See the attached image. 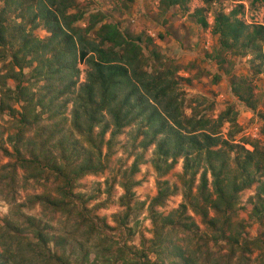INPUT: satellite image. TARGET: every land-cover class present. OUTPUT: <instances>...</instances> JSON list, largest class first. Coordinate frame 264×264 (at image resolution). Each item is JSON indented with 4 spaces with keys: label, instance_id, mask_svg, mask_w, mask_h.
<instances>
[{
    "label": "trees",
    "instance_id": "obj_1",
    "mask_svg": "<svg viewBox=\"0 0 264 264\" xmlns=\"http://www.w3.org/2000/svg\"><path fill=\"white\" fill-rule=\"evenodd\" d=\"M121 1L126 6L134 0ZM189 1L158 0V5L162 12L174 7L188 10ZM201 1L202 6L196 7L193 15L202 27L211 26L218 36L216 54L209 56L219 58L223 50L235 54L249 50L257 53L255 57H262L257 51L262 50L264 43V23L248 24L242 20L241 4L224 12L210 10L219 0ZM0 2V47L5 56H10V70L5 77L18 79L14 99L23 101L18 120L23 127L8 136L11 148L0 146V155L10 157L13 163L1 166L9 167L13 174L18 168L25 169L28 178L38 183L48 182L51 175L58 177L62 184L56 187L54 197L50 198L47 193L35 194L31 203L46 205L67 218L74 217L76 227L72 232L49 235L45 224L27 215L31 231L27 233L21 223L6 219L0 225V264H264V238L250 236L245 229L247 224L234 219L238 192L256 182L258 191L251 202L250 217L259 224L264 221V180L255 176L256 172H264V148L254 143L249 150L231 142V136L229 141L221 138L220 126L226 121L234 124V118L228 116L229 108L216 120L196 114L199 112L187 116L176 76L178 68L170 61L167 63L169 59L155 48L148 55L157 63L150 66L144 50L145 40L152 42V39L142 33L132 34L113 20H105L106 15L99 10L90 12L87 24L80 26L84 11L77 0ZM11 9L19 11V17L23 15L21 21L16 16L9 19L5 16ZM204 11L212 14L211 23ZM27 19L32 24L30 28L25 26ZM35 20L48 32L46 37L39 38L33 33ZM223 60L219 58L218 63ZM80 61L86 65V72L85 80L77 86V62ZM28 67H32L37 81L45 79L46 93L37 99L28 94L19 77H23ZM0 83L4 85V81ZM232 90L240 100L248 102L234 81ZM68 94L70 98L60 103V95ZM45 97L56 102L51 118L63 116L64 106L72 101L70 124L83 137V143L71 134L59 139L53 128L49 137H56V141L51 148L55 145L59 148L58 155H53L51 148H46L42 133L31 138L23 134L24 127L30 130L38 123L44 108L49 111L52 101L46 104ZM36 106L42 111L36 112ZM0 108L14 110L4 102ZM128 126H135L137 135L141 136L134 149L153 145L156 159L183 157V200L177 208L160 212L157 207L176 189L170 188L167 181L159 180L148 206L153 236L141 239L139 246L120 244L116 235L108 231L110 226L103 218L89 215L85 206L87 199H80L73 191L78 178L105 168L102 145L109 151L114 138ZM107 132L109 137L105 138ZM221 145L238 149L232 176H229L227 161L222 160ZM136 162L131 168L133 173ZM121 185L125 190L123 196L128 194L131 198V184L122 182ZM74 199L80 200L81 208L69 207ZM128 217L126 211L118 220L117 228H127ZM195 217L205 230L201 231ZM127 233H131L129 228ZM49 242H53L54 250L49 248ZM150 255L155 256L154 261Z\"/></svg>",
    "mask_w": 264,
    "mask_h": 264
},
{
    "label": "rangeland",
    "instance_id": "obj_2",
    "mask_svg": "<svg viewBox=\"0 0 264 264\" xmlns=\"http://www.w3.org/2000/svg\"><path fill=\"white\" fill-rule=\"evenodd\" d=\"M77 2L81 10L84 11L82 21L78 23L80 26L87 24L90 12L99 10L106 15L105 20H113L122 29L128 30L132 34L142 33L144 37L152 39V42L145 40L147 48L144 53L147 62L150 66L157 63L153 57L148 55L149 51L155 48L169 59L167 63L170 61L178 68L176 76L180 90H182L184 113L187 116L199 112L196 114L216 120L221 118V112L229 108L228 116L234 118V124L226 121L220 126L221 138L229 141L231 136L233 138L230 140L231 142L244 145L249 150L253 149L251 144L254 143H258L262 149L264 148V43L262 50L257 51L262 53L261 58L255 57L257 53L249 50L242 54L223 50L219 58H224V60L219 64V58L208 55L215 56L218 36L212 32L211 26L202 27L193 15L194 9L202 6L201 0H190L187 4L188 10L174 7L164 12L159 9L158 0H134L126 6L121 0H77ZM236 4L242 5L239 17L246 23H264V0H219L217 5H213L210 10L221 9L228 12ZM18 13L19 11L11 9L5 16L8 19L16 16L19 22L23 15L19 17ZM204 14L211 23L212 14L209 11H204ZM27 15L32 17L30 13ZM164 19H166L165 22ZM35 24L33 28L35 36L46 37L48 32L41 23L35 20ZM25 26L26 28L32 26L28 19ZM9 61L10 56H5L2 47H0V82L4 81V85L0 83V103L4 102L14 108V110L0 108V146L7 148H11L8 136L23 127L18 121L23 101L17 102L14 99L18 79L11 76L5 77L10 70ZM34 65L35 63L32 66ZM77 67L79 68L78 86L85 80L86 65L80 61L77 62ZM31 68H25L23 77L21 75L19 77L22 80V86H26L28 89V94H33L37 99L46 93V89H43L45 79L38 78L39 81H37ZM14 69L19 70L18 67ZM233 81L239 84L241 92L248 98V102L240 100L234 94ZM58 83L56 81V87L59 86ZM48 95L49 93H47ZM65 98H70V95H60V103ZM49 101L52 100L44 98L46 104ZM55 104L56 102L53 100L52 105H49V111L45 108L42 111L40 106H36V112L42 111L41 117L30 130H27L29 127H24L23 134L31 138L33 135L42 133L40 136L46 139V148L49 149L52 142L56 141V137H49L53 128L59 139L62 135L66 137L71 134L82 142L83 137L73 131L70 124L72 101L69 100L64 106L63 116L56 115L51 118L50 114L56 110V108L53 109ZM98 130L99 128H96V131ZM108 137L109 132L105 134V138ZM140 139L141 136L137 135L135 126L125 127L114 138L109 151L105 144L102 145L101 158L105 161V168L78 178L73 186V191L79 195L80 199L81 197L87 199L85 206L89 215H94L96 219L103 218L105 223L110 226L108 231L116 235V240L120 244L127 242L130 246H139L141 239L147 240L153 236L148 206L157 192L159 180L167 181L170 188L176 189V192L169 195L161 207H157L160 212L167 213L177 208L183 200L181 177L183 157L177 159L168 157L165 158V161L161 158L156 159L153 154V145L147 149L139 147L134 149ZM221 148L224 152L222 160L227 161L229 170H231L229 176H232L233 167H235L234 157L238 149L230 150L227 145H221ZM51 150L53 155H58L59 148L56 145ZM137 157L138 160H136ZM155 161H157V165H155ZM10 162H12L10 157L0 155V225L6 219H14L18 224L21 223L23 228H27L23 230L24 232L29 233L31 231H29L30 227L26 217L29 215L34 216L42 225L45 224L49 235L65 231L72 232V228H76L74 227V217L67 218L61 212H53L52 208H48L46 205L31 203L35 194L47 193L50 198L54 197L57 194L56 187L62 184L60 179L51 175L48 182L44 183L43 180L40 183L35 182L28 178L25 169L18 168L13 174L9 167L1 166ZM134 162L137 163L135 173L131 171ZM261 164L263 163L261 162ZM168 165L171 166L168 167ZM255 176L258 180H264V172H256ZM122 182L131 184V198L128 194L126 197L123 196L125 190L121 185ZM134 182L136 183L134 184ZM257 191L258 183L253 182L238 192L235 205L237 215L234 216V219H241L242 223L247 224L245 229L250 236L264 238V221L259 224L250 217L251 202ZM123 202L128 204L124 205ZM79 203L80 200L74 199L73 205H69V207L81 208ZM126 211L129 213L126 226L131 230V233H127L125 226L117 228L118 220ZM195 220L200 225L201 231L205 230L200 219L195 217ZM31 236L29 235V237ZM93 242L95 240H91V243ZM98 242L101 241L98 240ZM91 243L87 242L86 244L90 245ZM223 243L219 244L222 246ZM48 246L52 250L55 249L53 242H49ZM150 256L154 261L155 256Z\"/></svg>",
    "mask_w": 264,
    "mask_h": 264
}]
</instances>
